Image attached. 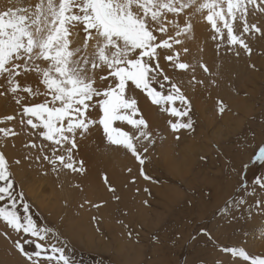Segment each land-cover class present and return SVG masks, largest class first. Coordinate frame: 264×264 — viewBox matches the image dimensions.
Masks as SVG:
<instances>
[{"label":"snow or ice","instance_id":"obj_1","mask_svg":"<svg viewBox=\"0 0 264 264\" xmlns=\"http://www.w3.org/2000/svg\"><path fill=\"white\" fill-rule=\"evenodd\" d=\"M197 16L210 26L218 56L250 57L249 41L264 38V0H35L0 8V98L16 106L14 114L0 116V222L6 226L0 236L10 241L23 264L78 261L66 239L35 219L37 213L2 150L6 141L27 138L22 148L28 152L14 163L47 162L59 177L65 170L83 174L84 162L76 157L79 141L100 130L106 144L134 157L140 175L151 180L144 165L162 137L143 115L137 93L170 117L168 129L180 140L182 130L194 131L185 84L193 89L218 87L222 79V64L213 71L202 58L191 63L182 59L191 52L184 45L193 38ZM198 68L206 78H198ZM227 110L218 100L217 114ZM252 162H264V144ZM103 179L114 192L108 177ZM253 183L264 191V179ZM253 202L264 214V198ZM245 203L236 202L239 208ZM92 220L97 222V217ZM225 252L247 264H264V258L235 247Z\"/></svg>","mask_w":264,"mask_h":264},{"label":"rangeland","instance_id":"obj_2","mask_svg":"<svg viewBox=\"0 0 264 264\" xmlns=\"http://www.w3.org/2000/svg\"><path fill=\"white\" fill-rule=\"evenodd\" d=\"M253 20L256 18L253 17ZM260 22L264 23V17H260ZM206 31L205 41L209 42L208 45L211 44L208 46L211 53L201 52V48H189L191 52L187 57L191 62L194 58H202L204 63L208 60L206 64L213 71H216L217 64H222V79H218V87L197 86L193 89L185 84L186 95L192 104L194 131L182 130L179 133L180 140L174 139L168 129L167 120L170 117L153 106L157 114L163 117L164 126L157 125L156 131H159L162 138L157 139L154 150L148 154L144 165L145 174L151 180H145L140 175V165L134 157L123 149L106 144L101 131L104 145L101 146L103 150L101 147L98 149L106 154L105 158L110 160L111 166L121 169L124 178L120 177L125 179V183L122 181V185H118L122 188L120 193L108 178L109 184L115 189L110 192L103 173L100 185L108 191L105 193L106 197L103 196L104 192L90 198L85 196L82 187L85 180L81 179L86 171L84 164L83 174L65 170L59 177L51 171L47 162H42V166L29 161H23L22 165L25 167L16 165L14 161L20 157L17 152L14 156L7 154L14 148V138L6 141L7 146L2 150L13 172V178L17 185L23 187L26 200L37 213L35 219L44 226L54 228L68 241L75 250L78 264H247L242 258L225 252L226 248L231 247L251 256L264 258V214L256 211V204L253 202L264 198V191H260L253 183L256 178L264 179V162H252L259 146L264 144V38L257 37L249 41L253 54L250 57L242 54L237 59L233 56H218L216 42L211 39L213 33L210 28ZM209 56L211 58H207ZM227 64L228 69L225 66ZM250 64L255 65V68L249 67ZM197 74L198 78H206L199 68ZM218 100H222L230 109L223 116L217 114ZM4 108L6 107L2 109ZM79 147V151L85 149H81L80 145ZM23 152L26 154L28 150L23 149ZM117 155L122 159L117 158ZM202 156L207 159L201 160ZM76 157L82 160L78 154ZM132 165H136L135 168ZM129 168H132L131 172H128ZM31 173L41 179L40 183H27ZM19 178L22 184L18 182ZM133 178L136 182L130 183ZM242 178L243 188L240 185ZM35 186L42 199L40 196L36 200L30 194ZM53 186L60 188L57 194H53ZM241 200L246 202L244 208L237 207L236 202ZM85 201L90 203L85 204ZM38 203L44 206V210ZM81 204H84L83 208L80 207ZM91 204H102V207L93 208ZM83 210H87L89 222L93 223L89 226L97 236H101V240H93L91 237L92 241H87V236L78 223ZM106 215L109 218L105 221L102 216ZM93 216L97 217V222L91 221ZM124 225L128 227L125 228ZM97 228L101 230L98 231ZM5 229L6 226L0 222V232ZM202 229L206 234H200ZM129 231L132 232L131 238L128 236ZM257 232L260 237H256L255 243L262 241L263 250L252 248L248 244L250 236ZM122 241H125L122 243L123 247L120 244ZM0 263L23 264V258L14 253L10 241L3 236H0Z\"/></svg>","mask_w":264,"mask_h":264},{"label":"bare ground","instance_id":"obj_3","mask_svg":"<svg viewBox=\"0 0 264 264\" xmlns=\"http://www.w3.org/2000/svg\"><path fill=\"white\" fill-rule=\"evenodd\" d=\"M35 2V0H0V8H7V7H21V6H26L27 4H29V3H34ZM183 21L181 20V23H182ZM193 25H194V34H193V38L191 39V40H186V45H184V46H187L188 48H190V49H192L193 50V48H196L197 50L198 49H200V48H203V52H205V53H207L208 51L211 53V51H210V48L208 47V46H210V45H208V43L209 42H206L205 40H207L206 39V34L208 33V31H206L207 29L209 30V28L210 27H208V25H207V23L206 22H204V21H202V19L199 17V16H197L196 18H195V20L193 21ZM206 26L208 27V28H206ZM205 31L207 32V33H205ZM210 31H211V29H210ZM209 35H210V32H209ZM209 35H207L208 37H209ZM202 42H204V43H202ZM76 43V45L77 46H80V44L82 43V41H76L75 42ZM205 44V46H203ZM180 47H183V46H180ZM195 49V50H196ZM194 50V51H195ZM196 50V51H197ZM89 51H91V50H89ZM200 52V51H199ZM199 52H197L198 54H200ZM203 56H204V54H202ZM201 55V56H202ZM207 55V54H206ZM209 55V54H208ZM213 55H215V54H213ZM183 57H185V58H187L186 59V61H190L191 62V60L190 59H188V57L187 56H183L182 55V58ZM206 57V56H205ZM214 57V56H213ZM207 58H211V56H209V57H207ZM226 58V57H225ZM197 59V58H196ZM200 59V58H199ZM198 59V60H199ZM220 59V58H219ZM222 59V58H221ZM224 59V58H223ZM227 59H228V57H227ZM229 60H231L230 58H229ZM228 60V61H229ZM193 61V60H192ZM204 61H206V60H204ZM208 61V60H207ZM207 61H206V63H207ZM224 62H225V60H224ZM227 62V61H226ZM225 62V63H226ZM239 62V61H238ZM241 62V61H240ZM212 66V65H211ZM226 66V68H227V66H228V64L227 65H225ZM234 66V65H233ZM210 67V66H209ZM212 68V67H211ZM223 69H224V67H223ZM228 69V68H227ZM229 71V70H228ZM228 89V88H227ZM215 94V93H214ZM137 95L140 97V99H139V106H140V108L142 109V111H143V115L146 117V119L151 123V125H152V127H153V129L154 130H157V125L158 124H160L159 125V127H161V125L162 126H164V119H163V117L161 116V115H158L157 114V112H156V109L153 107V106H151V104H150V102H148L147 101V99L146 98H144L143 96H142V94H139V93H137ZM216 96V95H215ZM204 97V96H203ZM195 98V97H194ZM41 98H38L36 101H33V102H38L39 100H40ZM212 101H214V100H212ZM197 103V102H196ZM199 103V102H198ZM211 103V102H210ZM6 107V108H4V109H2L3 107ZM14 107H16L15 105H14V103H7V102H5L2 98H0V116H6V115H10V114H14ZM204 107V106H203ZM211 116V115H210ZM210 120V119H209ZM13 124H15L16 122H12ZM164 133H166V129H165V127H164ZM169 132V131H168ZM100 130H93L92 132H91V135L88 137V138H86V139H88L87 141H85L86 139H84V140H81V141H79V145L81 146V149H83L82 147H84L85 149L84 150H81V151H78L76 154H78L80 157H81V159L83 160V162H84V166H85V169H86V171H85V175L83 176V177H81V179L82 180H85V185L82 183V187H83V190H84V194H85V196L87 197V198H90L91 196H93V195H96V196H98L99 195V193H103V196H105V193L106 192H108L107 190H106V188L105 187H103V186H101L100 185V177L103 175V173L105 174V175H107L108 176V178L110 179V182L111 183H113V185H114V187L118 190V192H120L121 190H122V188H119L118 187V185H122V181L123 180H125V179H121V177L120 176H122L121 175V173H122V171H121V169H119V168H116L115 166L113 167V166H111V164L109 163V161L110 160H107L105 157V155L106 154H104V152L102 153V152H100L99 151V147H101L102 145H104V143H103V139H102V135H100ZM169 134V133H168ZM26 139L27 138H23V137H16V138H14L13 139V143L15 144V147L12 149H10V153H7V154H10L11 156H14V153L15 152H17V154L20 156L19 157V159H22L23 158V148H22V144L24 143V142H26ZM12 143V144H13ZM171 143V142H170ZM103 147V146H102ZM102 147H101V149H102ZM164 147V146H163ZM80 148V147H79ZM112 147H110V149H111ZM107 149H108V147H107ZM112 149H114V148H112ZM172 149V148H171ZM189 149H190V147H189ZM103 150V149H102ZM113 151V150H112ZM118 150L116 149V154L118 153L117 152ZM159 151L161 152V148L159 149ZM165 151V150H164ZM167 151H168V154H169V150L167 149ZM171 152V151H170ZM106 153V152H105ZM162 153V152H161ZM25 154V153H24ZM114 154V153H113ZM174 154V153H173ZM9 158H11L10 156H8ZM16 157V156H15ZM111 157V156H110ZM113 157H116V155L115 156H113ZM117 158H120L118 155H117ZM161 158V157H160ZM114 159V158H113ZM120 159H122V158H120ZM112 161H114V160H112ZM117 161V160H116ZM119 162H120V160H118ZM117 161V162H118ZM172 161V160H171ZM124 162V161H123ZM122 162V163H123ZM166 162V161H165ZM119 165L121 164V163H118ZM117 164V165H118ZM130 164V163H129ZM132 164V163H131ZM21 166H23V167H25L24 166V164L23 165H21ZM121 166V165H120ZM119 166V167H120ZM123 166V165H122ZM121 166V167H122ZM126 166H128V165H126ZM133 166V165H132ZM136 166V165H135ZM135 166H133V168H135ZM171 166V165H170ZM22 167V168H23ZM27 167V166H26ZM19 168V167H18ZM137 168V167H136ZM13 169V168H12ZM20 169H21V167H20ZM127 169V168H126ZM132 169V168H131ZM138 170V169H137ZM26 171V170H25ZM29 171V170H28ZM32 171V170H31ZM134 171H136L135 169H134ZM15 173V172H14ZM23 173H24V171H23ZM134 173H136V172H134ZM15 174H17V172L15 173ZM21 175H22V173H21ZM132 175V174H131ZM18 175H16V177H17ZM22 176H25V175H22ZM128 176V175H127ZM136 176V175H135ZM26 177V176H25ZM42 177V176H41ZM66 177H68V176H66ZM123 178H124V175L122 176ZM126 177V176H125ZM129 177H131V176H129ZM18 178V177H17ZM21 178V177H20ZM20 178H19V180H18V182L20 183V184H22V181H20ZM44 178V177H43ZM87 179H90V180H87ZM126 179H128L127 177H126ZM26 179H24V181H25ZM39 180H41V179H38V177H37V175L35 174V173H31L30 174V178H27V183H29V181H32L33 182V184L34 185H36L38 182H39ZM64 180V179H63ZM25 181V182H26ZM24 182V183H25ZM124 182V181H123ZM31 183V182H30ZM40 183V182H39ZM46 183V182H45ZM125 183V182H124ZM127 183V182H126ZM140 183H141V181H140ZM42 184V183H41ZM23 185H25V184H23ZM128 185H129V183H128ZM31 187V186H30ZM56 188H54V186L52 187V192H53V194H57L58 193V191H59V189L60 188H57V186H55ZM125 188V187H124ZM32 190H33V185H32ZM68 190V189H67ZM39 190H37V187L35 186V189H34V191H33V193H31L30 192V194L31 195H34V198L37 200L40 196H41V193H39L38 192ZM66 191V190H65ZM75 191H76V189H75ZM125 191V190H124ZM122 192V191H121ZM120 192V193H121ZM108 194V193H107ZM45 196V195H44ZM43 196V197H44ZM48 196V195H47ZM58 196H59V194H58ZM106 197V196H105ZM109 197V196H108ZM41 199H42V196L40 197ZM93 198H95V196L93 197ZM97 198L98 197H96V200H97ZM106 199V198H105ZM88 200V199H87ZM88 201H90V199L88 200ZM101 201V200H100ZM52 202V201H51ZM70 202V201H69ZM105 202V201H104ZM97 203H99V202H97ZM38 205H39V207L42 209V210H44V206H42V205H40L39 203H38ZM53 206V205H52ZM54 207V206H53ZM138 207H139V205H138ZM143 210V209H142ZM59 211V210H58ZM67 214V213H66ZM92 214V213H91ZM94 214V213H93ZM134 214V213H133ZM56 215V214H55ZM97 214H96V212H95V216H96ZM104 215V214H103ZM129 215V214H128ZM140 215V214H139ZM69 216V215H68ZM92 216V215H91ZM112 216V215H111ZM134 216V215H133ZM99 217V216H98ZM102 217H105V221H106V219L107 218H109L108 217V215H106V216H102ZM92 218V217H91ZM90 217H89V215H88V213H87V210H83V212H81V214H80V217H79V219H78V223L80 224V226H81V229L83 230V232H84V234L87 236V241H92L91 240V237L93 238V240L96 238V240H101V236H97V234L96 233H94V230H92L90 227L92 226V224L89 222L90 220ZM72 220V219H71ZM101 220V219H100ZM129 220V219H128ZM140 220V219H139ZM91 221H93L92 219H91ZM132 221V220H131ZM112 222V221H111ZM130 222V221H129ZM103 223V222H102ZM89 224H91V226H89ZM106 224H108V222L106 223ZM111 224V223H110ZM95 225V224H94ZM99 225V224H98ZM114 225V224H113ZM118 225V224H117ZM136 225V224H135ZM140 225V224H139ZM152 225V224H151ZM78 226V225H77ZM133 226V225H132ZM95 226H93V228H94ZM104 227V226H103ZM105 227H109V226H105ZM78 228L80 229V227L78 226ZM96 228V227H95ZM114 228L115 229H117L118 230V228L117 227H115L114 226ZM120 228V227H119ZM108 229V228H107ZM101 230V229H100ZM99 230V231H100ZM108 230H110L111 231V229H108ZM115 232H117V231H115ZM79 233V232H78ZM112 233V232H111ZM107 234V233H106ZM113 235H114V232H113ZM123 235V234H122ZM258 235V232L256 233V234H254V236H250V238L248 239L249 241V246H251L252 248H255V249H258V250H263V245L261 244L262 243V241H261V243H260V241L258 242V243H255V241L257 240L256 239V237L258 238V237H260V236H257ZM111 236V235H110ZM82 237V235L80 236V238ZM112 237V236H111ZM117 237V236H116ZM123 237V236H122ZM121 237V238H122ZM2 238V237H1ZM77 238V237H76ZM113 238V237H112ZM125 239V238H124ZM123 239V240H124ZM83 240V239H82ZM86 241V240H85ZM121 241V240H120ZM264 241V240H263ZM2 242H3V240H2ZM1 242V243H2ZM94 242V241H93ZM98 242V241H97ZM104 242V241H103ZM257 242V241H256ZM98 243H100V242H98ZM124 244L125 243V241H122L120 244ZM111 244V243H110ZM119 244V245H120ZM123 244H122V247H123ZM89 245V244H88ZM90 246V245H89ZM114 246V245H113ZM121 246V245H120ZM7 247V246H6ZM92 247V246H91ZM109 247V246H108ZM260 247V248H259ZM133 248V247H132ZM115 249H118L117 247L115 248ZM137 249H138V247H137ZM113 250V249H112ZM111 250V251H112ZM124 250V249H123ZM128 250V249H127ZM129 250H130V248H129ZM9 252V251H8ZM127 252V251H126ZM135 252V251H134ZM4 253L5 252H3V255H4ZM83 253V252H82ZM123 253V252H122ZM6 256H8V255H6ZM5 256V257H6ZM134 256V255H133ZM4 257V258H5ZM116 257V256H115ZM95 258V257H94ZM125 258H126V256H125ZM129 257H127V259H128ZM11 263V262H10ZM1 264V263H0ZM127 264V263H126Z\"/></svg>","mask_w":264,"mask_h":264}]
</instances>
